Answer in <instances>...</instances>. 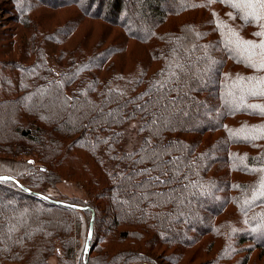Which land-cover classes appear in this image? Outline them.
<instances>
[{"label":"trees","instance_id":"16d2710c","mask_svg":"<svg viewBox=\"0 0 264 264\" xmlns=\"http://www.w3.org/2000/svg\"><path fill=\"white\" fill-rule=\"evenodd\" d=\"M11 1L18 16L16 20L25 29L26 35L23 33V39L18 42V53L22 54V60L8 66L11 70L7 74H10V80L15 87L11 88L8 80L2 84L5 86L9 83L8 89L11 88V90L9 97L0 101V110L10 105L22 107L19 113L21 124H16L13 129L18 143L16 140L4 142L5 137H0V156L17 157L19 155L32 157L39 164L47 165L48 163L55 175V180L61 181L64 176V180L75 177L73 168L68 167L64 170L66 171L64 175L55 172L54 168L61 159L67 157L71 146H78L79 149L88 151L96 163L103 168L102 172L108 183L107 187H109L103 190L107 195L114 186L125 190L128 185L144 188L145 194L139 198L141 199L138 203L140 211L137 213L140 214L132 215L135 216L132 221L122 220L118 223L132 227L123 234H119V241H128L131 247H139L142 250L121 252L111 259L108 257L109 254L93 259L92 251L99 225L98 210L104 209V205L96 206L92 199L95 196L97 202L100 199L103 200L102 192L95 193L86 190L87 200L81 201L74 198L59 201L48 197L52 200L51 202L38 197V195H46L43 192H37L38 186L36 185L37 191L20 180L0 181V189L8 188L5 191L30 200L31 206H34V210L22 217L27 218L28 216L29 219L35 220L42 216L46 218V221L48 220V228L30 219L29 224L23 229L16 226L23 213L20 214L19 211L13 213L15 210L11 209V213L2 211V216L0 215V228H2V231L0 230V260H4L2 263L16 260V263H19L18 249L24 248L26 243L42 234L46 236L45 231H48L49 240L44 241L40 249L42 258L45 259L44 264L55 251L56 244L62 245L65 250L63 251L64 260L60 264H76L72 233L74 227L75 229L78 227L79 215L88 213L90 220L93 216L95 217L93 237L88 253L84 252L79 264H162V261L151 253L163 246L170 248L181 246L178 252L172 255L180 258L184 255L183 250L189 248L190 244L196 240L195 233L203 229L205 230L202 234L213 235L216 240H219L220 237H217L216 233L222 230V222L212 223L210 217H218L231 205H237L242 209L241 204L248 196L250 197L246 201L250 199L252 201L246 204L243 214L245 216L255 215L247 220L250 228L244 231L242 238L236 236V233L234 235L241 240L239 241L240 246L252 243L254 248L261 250L260 256H262L264 240L260 241L258 237L263 232L260 229L264 224L260 226L258 223L259 218L264 222L263 213L247 212L259 204L264 206L263 179L261 180L259 176L256 182L249 184L250 189L234 177V174L238 172L235 164L237 161L234 162L228 156L229 168L222 169L221 164L217 167L216 152L212 149L201 150L199 147H194L193 143L184 137L189 134L206 135L224 132L227 129L228 120L236 119L243 113H249L248 110L254 106L251 102L257 96L251 95L253 92L251 90L257 92L256 88L252 89L247 79L237 83L236 78L244 76L232 73L233 67L243 63L245 69L253 70L244 62L247 54L234 49L230 51L231 46L227 44L230 38H234L231 33H236L241 38L244 34L243 29L250 27L252 19L245 20L243 11L225 3L224 0H213L211 3L208 0L196 3L194 0V5L191 4V0H186V3L182 0L183 5L178 2L180 0H165L171 4L165 10L162 9L160 2L164 0H134L139 3L143 1L142 7L146 8V12H143L141 16L151 18L154 24L145 29L144 35H141L140 31L143 27L136 25V30L132 31L128 26L117 23L119 16L128 11L127 0H38V4L33 2L27 6L23 0ZM66 5H74L78 8L79 22L102 20L111 26L122 28L123 35L136 43L155 45L160 35L174 36L179 43V46L175 45V52L181 59L180 65L177 67L163 64V68H160L157 73L146 67L124 71L114 62L111 65L115 57L111 46L104 50H94L90 54L81 53L83 56L79 57L68 53L71 63L66 70L61 63V59H64L63 51H59L58 47L62 44L61 28L49 30L35 18L36 12L40 9L48 7L53 11H59ZM94 6H97L95 12H93ZM105 10L107 12L104 15L101 14ZM196 11H203V17L207 16L210 21L205 30L200 27V23L192 21L183 24L175 33L173 31L167 32L168 34L157 32L170 19L185 15L187 12L197 14ZM218 11L221 14H218ZM129 21L131 24L135 23V21ZM240 23H242V28L239 27ZM252 41L257 44L261 43L256 39ZM120 49L121 47L117 48L116 52ZM153 51L156 53L154 49ZM167 51L160 59L162 63ZM257 51L260 50L257 49ZM58 54H60L59 57H57ZM27 60H30V63H27ZM157 62L154 59L153 63ZM209 64H213L212 68ZM201 69H206V75L207 72L211 74L210 78H213L212 83L214 82L216 96L227 100L228 96L234 95L235 102L240 101L238 108L226 111L224 114V106L219 103L221 100L217 101L215 97L213 101L209 99L210 95L207 90L203 91L200 82L195 77L199 75L198 71ZM232 86L238 90L231 93L229 90ZM246 89L251 92L244 93ZM53 93L62 99V111H59L56 105H51L52 109L48 111V107H44L41 103V96L48 97ZM185 98H189L193 104H196L197 109L202 108L206 114L210 108L208 112L210 117L203 120L205 124L201 127L189 126L185 120L182 108ZM25 101H29L31 106L26 107ZM66 110H70L72 118L59 119V116L65 114ZM92 112L91 117L81 122L84 114ZM214 113L218 116L214 117ZM26 115H31L35 120L26 118ZM230 116L234 117L230 118ZM56 119L59 120L55 121ZM36 120H39L42 125L36 124ZM132 123L139 126L138 132L142 136V141L135 150L125 152L122 150L125 132ZM239 128L241 129L238 133L243 134L247 132L244 130H248L249 125L247 122H242ZM12 141L15 142L10 143ZM232 143L240 144L233 141L230 143L221 141L219 149L224 152L221 156H226L232 148ZM14 144L19 154L11 150L10 147ZM251 160L262 162L258 158H251ZM48 171V166L41 170V177H46V181L47 175H51ZM230 174L233 177H230ZM234 183L240 184V190L234 188ZM87 184L91 185L94 182L89 181ZM95 186L99 185L95 184ZM84 187L87 188V185L84 184ZM237 194H240L238 198ZM185 195H187V200L184 198ZM210 201L218 202V205L211 208L208 204L206 205V202ZM55 202L81 206L86 210L65 208ZM184 213H191L193 218L197 213L204 221L209 219V226L199 227L200 229L192 226L189 223L191 219L187 220L182 215ZM3 220L7 221L6 225L2 222ZM167 223H171L170 228ZM16 227L21 229L15 232ZM147 232L155 234L153 240L146 238ZM112 237L114 238V234ZM43 238L46 237H40V239ZM211 245L209 249L213 250ZM226 247L227 245L220 248L216 260L206 264H228L230 260L233 261V258L224 255L227 249L228 252L232 251V246ZM11 249L16 254L8 257L7 254ZM246 250L252 252L250 247ZM238 255L239 253L233 257ZM174 260L173 257L166 259L167 262ZM248 262L249 259L245 258L240 264Z\"/></svg>","mask_w":264,"mask_h":264},{"label":"rangeland","instance_id":"374dc122","mask_svg":"<svg viewBox=\"0 0 264 264\" xmlns=\"http://www.w3.org/2000/svg\"><path fill=\"white\" fill-rule=\"evenodd\" d=\"M23 1L26 6L33 2H35L36 4L39 3L38 0ZM195 1L196 3L198 1L202 3L203 0ZM142 2L143 1L139 3L135 2L134 0H127L126 6L128 8V11L127 13H123V15L119 16L120 18L117 19V23L128 26L132 31L136 30V25H139L143 27L142 31H140V34L144 35V30L149 28L151 24H154L151 18H145L141 16L143 12H146V8L142 7ZM160 2L163 10L171 5L165 0ZM178 2L183 5L184 1L180 0ZM186 2L187 1L185 0V3ZM191 4L194 5V0H191ZM96 9L97 6H94L93 12H95ZM79 12L80 11L78 10V8L74 5H66L64 9L59 11H53L51 10V8L47 7L43 8L42 10L40 9L35 14V18L38 19V21L45 27H47V29L53 31L55 29L61 28L60 34L62 35V44L58 47L59 51H63L64 55L62 56H64V59H61V63L63 65L62 67H64L66 70L68 68V65H70L71 63L68 53L71 56H74L75 54L77 57H79L83 56L81 53L90 54L94 50H104L111 46L113 53L115 52V57L113 58L111 65L114 62L124 71L137 67H146L150 71L157 73L160 68H163V64L171 66L174 65L177 67L180 65L181 59L178 58V53L175 52V45L179 46V43L174 38V36L166 37V34L160 35L158 41H155V45H143L142 43H136L134 41L128 40L123 35L122 28L111 26L103 22L102 20H82L81 22H79ZM106 12L107 11L105 10V12L101 14L104 15ZM196 13L197 14H195V12H187L185 15H180L176 18L170 19L166 24L162 25L157 30V32L167 33L173 31L175 33V31H179V27H181L183 24L192 21L200 23V27L205 30L210 21H208L207 16L203 17V11H196ZM218 14L221 13L218 11ZM202 18L203 20H201ZM16 19H18V16L14 10L12 1L0 0V101L8 98L11 88L15 87V84L10 80V74H7L10 73L11 70V68H9L8 66L11 64H16V62L22 60V54L18 53V42H21V40L23 39V33H25L26 35V31H24L25 29L19 25ZM129 20L135 21V23L131 24ZM219 21H221L220 17ZM256 23V21L254 22V20H252L250 23V27L243 29L244 34L241 37L243 40L252 41L256 39L261 41L260 37L254 35V33L262 30L260 25H255ZM241 24L242 23H240L239 27L242 28ZM120 47L121 49L116 52V49ZM152 48L156 51V53H154ZM166 50L168 51L166 52L164 62L162 63L160 59ZM259 54L260 51H257L255 53L254 58L256 60L260 59ZM59 55L60 54H58L57 57H59ZM154 59L158 62L153 63ZM27 63H30V60H27ZM243 64L233 67L234 70L232 71V73L234 75L242 74L245 78L253 77L254 79L250 81L247 80V82L249 81L248 84L252 85V89L256 88L257 92L260 90H264V83H258V81L264 78V72L256 71L254 69H245L246 67H244ZM212 66L213 64H209L210 68H212ZM205 71L206 69L199 70V75L196 74L197 76L195 77H197L196 79L198 80V82H200V87L203 88V91L207 90V93L210 95L209 99L211 98V101H213V97H215L217 101L221 100L219 103L224 106V114L226 113V111L229 112L235 108H238V106L240 105V101L235 102L234 95L228 96L227 100H224V98L219 99L218 96H216V90L213 87L214 82L212 83L213 78H210L211 74L208 72L206 75ZM6 80L11 83L10 89H8L9 83L5 86L2 85L5 84ZM235 90H238V88L232 86L229 91L232 93ZM251 91L254 92L255 90ZM251 91H249V89H246L244 93ZM256 96L257 98L251 103L252 105H258L260 107H252L251 110H248L249 113L246 112L236 119L228 120L226 131L206 135L189 134L184 136L191 143H193L192 145L194 147H199L201 150L212 149V151L216 152V156H218V163L216 164L217 167L221 164L220 167L222 169H228V156L231 157L234 162L237 161V163L235 164L236 170H238V172L234 174V177L248 187L249 184L256 182L259 176H261V180L263 179L264 186V96ZM40 101L44 107H48V111L52 109L51 105H56L59 111L63 110V101L59 98V95H56V93H53L48 97L41 96ZM183 103V116L186 118L184 119L188 122V125L192 127L197 126V128L204 125L205 122L203 120L210 117L208 113L210 111V108H208V112L206 114V111L204 112L202 108L201 110L197 109L196 104H193V102H191L189 98H185V101ZM24 105L26 107L31 106L29 101H25ZM20 108L22 109V107L10 105L9 107H3V109L0 110V137H5L3 140L4 142L16 140V142L18 143L17 135L15 134L13 129L16 124H21V121L19 119V113L21 112ZM69 111L66 110V113L61 114L59 116V119L62 118V120H68L72 118V115ZM170 113H172V111ZM92 115L93 112L90 114H84L81 122L85 121ZM213 115L214 117L218 116V114L216 113H214ZM233 117L230 116V118ZM26 118L35 120V118L31 117V115H26ZM59 119H56L55 121ZM242 122H247V124L249 125V129L244 130L247 131L246 133L239 134L238 131L241 129L239 127ZM35 123L42 125L39 120H36ZM166 123L167 122H165V124ZM138 128L139 126L136 123H132L129 125V128L125 132V141L122 145V150H124L125 152H131L138 148L141 144L142 136L141 134H139ZM221 141H226L228 143H230V141H233L240 144L236 145L232 143V148L230 149V151L228 153H226L225 151L226 156H221L224 153L221 149H219L221 146ZM14 142L15 141H12L10 143ZM73 146L69 148L67 157L61 159L60 163H57L54 168V171L59 172V174L61 175L65 174L66 171L64 170H66L68 167L73 168L75 177L71 179L64 180V176L63 180L56 181L52 168L50 167V165H48V163H46L47 165H44L48 166V173L52 175L51 177V175L48 174V179L46 181V177H41V170L45 167L43 164L37 163L36 160L32 157H22L19 155H17V157L0 156V176H8L15 180H20L21 182L34 188L35 190L36 185L38 186V191L36 190L37 192H43L47 197L59 201L64 199L71 200L73 198L79 201L87 200L88 190L94 191L95 193L102 192L103 200L100 199V201L97 202L95 196L92 199L93 203L96 206L100 205L102 207L104 205V209L101 208V211L100 209L98 210L99 212L97 217L99 220V225L97 227L98 232L92 251L93 259L106 254H109L108 257L109 259H111L121 252L130 250L138 251V249L142 250V248L139 247H131L130 242L128 241H119V234H123L132 227H128V225H120L118 223L122 220L132 221L133 217H135L137 214H140L137 213L140 211L138 203L141 202V199L139 198L145 194V189L135 187L134 185H128L125 190H120V188L114 186L112 191H110V194L107 195L105 190H103L108 186V183H106L105 175L102 172L103 168L100 167L98 163H96L95 159L89 155L88 151L79 149L78 146ZM10 148L12 151H18V149L15 147V144ZM17 154L19 153L17 152ZM255 157L260 159L262 162L258 160H251V158L256 159ZM260 171L262 173H260ZM229 176L233 177V175L231 174ZM89 181L90 183L94 182V184H91L92 186L90 184H87L89 183ZM84 184L87 185V188L84 187ZM95 184L99 186H95ZM234 188L240 190V184L234 183ZM241 188L244 191L242 186ZM5 190H8V188H5ZM5 190L0 189L1 216L2 211L6 213H11V210H15L13 211V213L19 211L18 213L23 214L20 216L19 222L18 224H16V226H20L21 228H23L24 226L29 224L28 221L31 219L34 222L38 221L41 225H43V227L46 226V228H48V220L46 221V218H43L42 216H39L38 219L35 218V220L33 218L29 219L28 216V219L22 217L24 216V214L30 213L31 210H34V206H31L32 203L30 202V200H26L16 194L9 193V191L7 192ZM239 195L240 194H237L236 197L238 198ZM249 197L250 196L246 197L245 200L242 199L244 200L241 204L242 209L237 205H235L236 207L231 205L223 213L218 215V217H210L212 223H218L220 221L222 222V230L216 233V236L220 237L219 240H216L213 235L202 234V231L205 230L203 229L202 231L195 233L196 240L190 244L189 248H185L183 250L184 255L180 258L178 256L174 257L172 255L178 252L177 250L181 246H171V248L163 246L161 247V249H157L156 252H153L151 254H154L157 259L162 261V264H206L208 262L216 260V256L219 253L220 248L227 245V247L232 246V251L228 252L227 249V251L224 252V255L228 258H233V261L230 260L228 264H240V262L245 258L249 259V262L247 264H264V254L260 256V249L254 248V245L252 243H246L240 246L239 241L241 242V240L234 235V233H236V236L238 235L242 238V234L244 233V231H247L250 228L247 220H249V218L255 214H251V216H245L243 214V209L244 207H246V204H248L250 200L252 201V199L246 201V199H248ZM184 198L187 200V195H185ZM207 204L211 208H215L218 205V202L210 201L206 202V205ZM252 212L263 213L264 216V206H260L259 204L247 213ZM182 215L186 217L187 220L191 219L189 223L192 226H195L197 228H205L209 226V219L204 221L203 218L197 213L194 215L195 219L193 218V216H191V213H184ZM22 218L24 219L23 221ZM6 220L2 221L5 222V225L7 224ZM24 222H26V224ZM90 223V215L88 213H81L79 215V220L77 219L78 227L76 229L74 227L73 229L74 231L72 233V238L75 244L76 264H79L81 256L86 251ZM262 224H264V222H262V219L259 218L258 225L261 226ZM170 225L171 223H167L168 228H170ZM21 228L16 227L17 230L15 229V232L19 231V229ZM46 228L44 229L47 230ZM0 230L2 231V228H0ZM260 230L263 231L258 237V240L261 241L264 240V226H262ZM45 233L46 236L44 234H42L41 236H44L46 238L40 239L41 236L36 237L35 239L26 243L24 245V248L18 249V253L20 255L19 263H16L17 260L3 263L2 261L4 260H0V263L44 264L45 259L43 260L42 252L40 251V249H42L43 242L49 240V238H47L48 231H45ZM167 233L169 232L167 231ZM112 234H114V238L112 237ZM147 235L148 236H146V238L148 240H153L155 237V234L151 232H147ZM158 240L160 239L158 238ZM210 245L213 246V250L209 249ZM248 247L252 249V252L246 250ZM63 251H65L63 246L60 244H56L55 251L47 258L48 260L46 264H60L65 257V253ZM237 253H239V255L233 257ZM14 254H16V252L12 251L11 249L7 255L8 257H12ZM67 254L69 255V253ZM171 257H173L175 260L173 262H167L166 259Z\"/></svg>","mask_w":264,"mask_h":264},{"label":"snow or ice","instance_id":"6c2138e0","mask_svg":"<svg viewBox=\"0 0 264 264\" xmlns=\"http://www.w3.org/2000/svg\"><path fill=\"white\" fill-rule=\"evenodd\" d=\"M209 3L213 2V0H208ZM225 3L230 4L234 8H238L244 12V19L248 20L251 18L256 21L260 27L261 31L254 33L255 36L261 38V43L257 44L253 41L243 40L236 33H231V36L234 38H230L227 41V44L230 45V51L236 50L238 52L246 53L247 55L244 57V62L246 66L251 67L256 71H264V0H224ZM260 50V59L256 60L255 53L256 50ZM247 80L254 79L253 77H240L236 78L237 83ZM258 83H264V78H262ZM251 95H259L264 96V90H260L258 92H252ZM254 108H258L260 106L254 105ZM6 179V178H0Z\"/></svg>","mask_w":264,"mask_h":264},{"label":"water","instance_id":"95a60500","mask_svg":"<svg viewBox=\"0 0 264 264\" xmlns=\"http://www.w3.org/2000/svg\"><path fill=\"white\" fill-rule=\"evenodd\" d=\"M0 178H6V179H0V181H13L15 179L8 177V176H0ZM38 197L43 198L45 200H49L52 202V200H50L48 197L43 196V195H38ZM54 202V201H53ZM57 205L63 206L65 208H69V209H73V210H78V211H84L86 210L85 208L81 207V206H77V205H72L69 203H64V202H55ZM94 219L95 217L93 216V218L91 219V223H90V230L88 233V239H87V244H86V251L85 253L87 254L89 251V247L91 244V240L93 237V231H94Z\"/></svg>","mask_w":264,"mask_h":264}]
</instances>
